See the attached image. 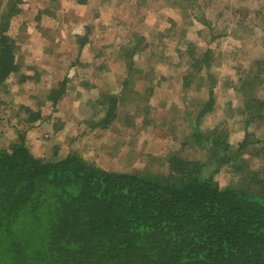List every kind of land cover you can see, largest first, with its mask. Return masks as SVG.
I'll return each instance as SVG.
<instances>
[{"label": "rangeland", "instance_id": "rangeland-1", "mask_svg": "<svg viewBox=\"0 0 264 264\" xmlns=\"http://www.w3.org/2000/svg\"><path fill=\"white\" fill-rule=\"evenodd\" d=\"M4 14L27 79L0 83V120L10 118L0 147L25 133L27 106L49 116L35 123L43 157L63 145L105 169L165 175L175 154L204 164L221 187H261L264 0H0ZM62 80L52 107L48 92ZM109 95L123 99L116 119L92 128ZM251 96L263 105L248 107ZM195 129L216 131L232 160L191 139Z\"/></svg>", "mask_w": 264, "mask_h": 264}, {"label": "trees", "instance_id": "trees-1", "mask_svg": "<svg viewBox=\"0 0 264 264\" xmlns=\"http://www.w3.org/2000/svg\"><path fill=\"white\" fill-rule=\"evenodd\" d=\"M6 21L1 15L0 83L13 75L24 82ZM65 91V80L50 88L52 107ZM212 98L210 90L196 121ZM104 99L92 128L109 127L123 100ZM245 99L248 107L263 105ZM23 109L26 124L48 122L39 108ZM191 139L232 160L216 131L195 129ZM168 163L160 175L105 169L75 150L38 157L17 133L0 147V264H264V182L253 191L221 187L198 161L173 154Z\"/></svg>", "mask_w": 264, "mask_h": 264}, {"label": "crops", "instance_id": "crops-1", "mask_svg": "<svg viewBox=\"0 0 264 264\" xmlns=\"http://www.w3.org/2000/svg\"><path fill=\"white\" fill-rule=\"evenodd\" d=\"M38 65L39 64H37V62L35 63V64H33V66L34 67H32V65L31 66H29V65H27V66H25V63H24V67H32V68H38ZM37 122H39V121H37ZM36 123V122H35ZM35 123H30V124H28L29 126L26 128V131H25V136H26V141H27V144H28V146H29V148L31 149V151H32V153L34 154V155H36V156H38V157H43V153L41 152V149H39V148H36L35 146L37 145V143H38V133H36V127L35 126H37V124H35ZM26 124V123H25ZM47 134V133H46ZM45 135V134H44ZM53 135L54 136H59V135H64V132L61 130V132H58L57 134H54L53 133ZM49 136V135H48ZM68 145H70L69 143H68ZM58 149H60V152H59V154H61V152H63V150L64 149H66V152H64V154L63 155H65V154H67L68 152H70L71 150L70 149H68V148H66V146H63V145H59V147H57ZM76 152H78V151H76ZM57 152L55 151V154H56ZM79 154H81L80 152H78ZM59 154H56V155H58V156H62V155H59ZM83 156V155H82ZM84 157V156H83Z\"/></svg>", "mask_w": 264, "mask_h": 264}]
</instances>
